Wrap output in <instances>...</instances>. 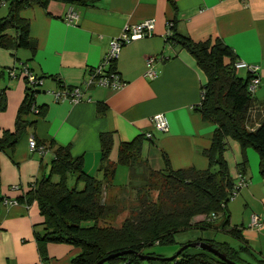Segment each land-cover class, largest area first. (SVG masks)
I'll return each instance as SVG.
<instances>
[{"label":"crops","instance_id":"0c3cea01","mask_svg":"<svg viewBox=\"0 0 264 264\" xmlns=\"http://www.w3.org/2000/svg\"><path fill=\"white\" fill-rule=\"evenodd\" d=\"M71 12L77 19L68 22ZM20 16L29 23L34 50L0 48V136L16 129L26 83L23 76L9 77L8 72L21 64L43 78L35 95V105L42 115L24 116L23 120L33 125L15 147L0 153V194L6 199L25 196L49 174L55 158L48 146L51 141L70 145L73 157H83L84 170L100 179L102 133L112 134V162L118 161L122 143L151 134L152 140L144 145V156L151 167L155 160L153 169L164 167V154L174 170L209 168L204 152L212 145L216 125L205 121L196 110L206 77L184 48L164 38L169 24L174 34L196 42L218 37L233 51L236 61L257 66L260 84L253 95L256 101L264 102V0H94L86 6L51 1L45 7L24 8ZM146 19L154 20L151 36L124 45L113 63L124 85L119 89L94 85L84 89L90 71L101 65L110 42L125 27ZM150 57L156 58L152 65L156 77L152 79L146 75ZM243 71L245 78L248 73ZM60 86L82 88V100L55 102L49 93ZM157 114L167 118L168 131L155 129L152 119ZM32 137L45 146V153L30 149ZM224 157L233 182L238 183L241 177L248 181L227 205L230 227L239 232L234 239L239 248L246 249L242 255L247 262L264 264L260 157L254 149L244 150L231 138ZM244 159L247 168L241 174L239 166ZM120 166L126 167H117L113 182ZM128 177L130 180V172ZM125 187L120 183L111 189L127 193ZM117 195H110V201ZM253 215L260 217L259 229L252 226ZM43 222L36 202L0 205V264H72L80 249L68 244H39L37 234L43 233ZM209 237L206 240H213Z\"/></svg>","mask_w":264,"mask_h":264},{"label":"trees","instance_id":"16d2710c","mask_svg":"<svg viewBox=\"0 0 264 264\" xmlns=\"http://www.w3.org/2000/svg\"><path fill=\"white\" fill-rule=\"evenodd\" d=\"M51 1L63 2L69 6H86L94 0H0V7H6V14L0 17V48L33 51L29 23L21 18L20 12L33 5L45 7ZM171 31L167 41L171 40L184 48L206 77L203 95L196 110L205 121L216 125L212 145L204 152L209 160V168L205 171L194 168L174 170L164 154V167L160 170L153 169L144 156V145L152 140L146 136L122 143L118 161L112 162V134L102 133L100 172L103 179L100 180L84 170L83 157H73L70 145H61L55 141L48 143L55 155L49 174L39 179L25 196L16 201L18 204H38L40 215L44 219L43 233L37 234L40 245L68 244L80 249V254L73 258L72 264H97L110 255L124 251L142 254L145 249L155 245L172 246L177 243L176 235L192 229L213 230L221 227L226 230L230 227V218L222 226L216 224L219 216L227 210L235 185L224 157L229 138L238 141L244 150L252 148L258 153L260 175L264 180V102L256 101L253 94L247 91L251 75L248 74L245 78L237 76L233 66L236 62L235 55L220 38L196 42L174 34L173 25ZM112 67L113 64L110 71H114ZM38 78L43 80L42 77ZM25 83V97L20 105L15 132H6L0 136V153L15 147L29 125H33L24 121V116L42 115L35 105L39 86L30 87L26 80ZM98 110L101 112L102 108L99 107ZM119 165L130 170L132 181L142 182L138 188V206L120 227L100 226L101 221L112 218L117 212L116 202L114 199L112 202L106 200L105 192L113 182ZM239 167L241 174H244L247 160L244 159ZM139 168L143 169L141 174L137 171ZM69 174H75L77 181L83 182V190L67 187ZM54 176L59 180L54 181ZM153 192H157L156 199L152 197ZM127 194L121 192L117 196L128 197ZM5 199L0 194V205ZM197 217L205 219L195 221ZM229 232L238 238L239 232L236 229H229ZM197 241L210 243L225 254L228 261L200 248L189 247L173 261H146L131 253L107 263L250 264L238 257L239 251H246L243 247L235 250L226 243L218 244L214 240ZM197 241L184 243L181 247ZM192 250L197 252L192 253ZM148 254L162 258L160 255Z\"/></svg>","mask_w":264,"mask_h":264},{"label":"built area","instance_id":"2783aa9c","mask_svg":"<svg viewBox=\"0 0 264 264\" xmlns=\"http://www.w3.org/2000/svg\"><path fill=\"white\" fill-rule=\"evenodd\" d=\"M77 19V16L74 13H70L67 15L66 20L68 22H72ZM169 28L164 35V38H167L171 35L170 27L171 24L168 25ZM154 29V20L146 19L138 24L130 25L124 28L122 33L115 39H113L109 44V49L106 55L103 57V61L99 67H96L90 71L89 79L84 84V89L88 88L90 85L103 87V88H113L119 89L124 83L121 81L119 75L115 71H110L111 65L117 60L121 48L135 40H139L142 38L150 37L151 33ZM155 57H150L146 61L147 73L146 75L149 78L156 77V73L153 70V63L155 61ZM234 69L237 70H245L249 75H251V79L249 81L247 91L250 94H253L260 84V79L258 77L259 68L255 65H251L245 63L243 61H236L234 63ZM9 77H17L23 76L27 82V85L30 87H36L42 85V80L38 78V76L34 75L30 69L24 65H19L18 69L10 70L8 72ZM55 102L62 101H70L71 103H78L82 100L83 90L80 87L67 88L65 86H60L57 90L51 91L49 93ZM203 94L201 93V96ZM37 113L38 110L34 109ZM154 123V127L156 130L160 132H166L169 130V123L167 118L163 114H157L152 119ZM147 138H152L151 134L146 135ZM29 147L32 151H39L40 153H45V146L38 145L35 138H30ZM248 185V181L241 177L238 183H235L232 191L231 201L235 199L240 190ZM18 205L16 200L5 199L2 205ZM252 226L259 229L261 227L260 217L258 215L252 216Z\"/></svg>","mask_w":264,"mask_h":264},{"label":"rangeland","instance_id":"374dc122","mask_svg":"<svg viewBox=\"0 0 264 264\" xmlns=\"http://www.w3.org/2000/svg\"><path fill=\"white\" fill-rule=\"evenodd\" d=\"M5 14H6V7L5 6L0 7V17L4 16ZM237 76L243 78L244 77V71L243 70L238 71ZM253 97H254V95H253ZM152 163H153L152 167L155 168L156 167L155 160H153ZM228 168H229L230 177L232 178V175L230 172L231 171L230 167L228 166ZM137 171H138V173L141 174L143 169L139 168V169H137ZM129 172H130V170L128 168L120 166L118 169L116 181L112 182L110 184L109 188L106 190L105 193H107L108 191L110 192L109 196L110 195L115 196L119 192L113 191V189H111V187H115V185L117 186L121 183L122 187L126 186L125 189H126V191H128L127 192L128 197H126L125 195L116 196L114 201L117 204V212L113 215L112 218H109L104 222L101 221L100 226H109L110 225V226L117 227V228L120 227L123 224V222L131 216V212L133 211V209H136V207L138 206V188L141 186L142 182L140 180H137V181H132L131 179L129 180V177H128ZM102 177H103V175L100 177V179ZM53 180L58 181L59 178L57 176H54ZM66 185L69 189H76L79 191L83 190V188H84L83 182H81V181L78 182L75 174H69L68 175L67 180H66ZM152 195H153L152 196L153 199H156L157 192H153ZM109 196H108V201H110ZM150 198L151 197H149V199ZM227 218L228 219L230 218L228 210L224 211V213H222L219 216L216 224L218 226H222ZM202 219H205V218L202 217ZM229 229H233V227L232 228L227 227L226 230H224L223 228L220 227L218 229H215L214 231L203 230L202 228L192 229V230H189V231H186L183 233H179L178 235H176V241H177L176 244H174L172 246L155 245L151 248L145 249L142 254L143 255H149L148 253H153L156 255H160L162 258H171L174 255H176V253L180 250L181 245L184 244L185 242H187L188 240H192V239H196V238L206 240V238H208L210 235L212 236V239L215 241V243H218V244L226 243L229 245V247H231L235 250H239L238 242L236 239H234L235 236H233L229 232ZM242 254L245 255L246 253L239 251L238 257L241 260L247 262V260L245 259V257ZM235 259H238V258L236 257ZM249 263L250 264H257L255 262H249ZM107 264H109V263H107Z\"/></svg>","mask_w":264,"mask_h":264},{"label":"water","instance_id":"95a60500","mask_svg":"<svg viewBox=\"0 0 264 264\" xmlns=\"http://www.w3.org/2000/svg\"><path fill=\"white\" fill-rule=\"evenodd\" d=\"M189 247H194V248H200L204 251H207L209 253H212L218 257H220L222 260H226L228 261L227 257L225 254L219 252L217 249H215L210 243H206V242H203V241H197L195 243H192V244H188V245H185L183 247L180 248V250L176 253V255H174L173 257L171 258H157V257H154V256H151V255H143V254H138V252H134V251H124V252H120V253H117V254H113V255H110L104 259H102L101 261H99L97 264H105L107 262H109L110 260L116 258V257H119V256H123V255H126V254H131V253H134V254H137L140 258H142L143 260H169V261H173L175 260L176 258H178L180 256V254L185 251L186 249H188ZM231 264H236V263H231Z\"/></svg>","mask_w":264,"mask_h":264}]
</instances>
